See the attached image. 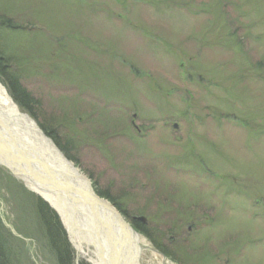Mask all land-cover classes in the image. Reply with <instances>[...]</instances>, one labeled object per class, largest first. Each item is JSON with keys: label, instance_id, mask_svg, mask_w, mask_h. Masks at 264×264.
<instances>
[{"label": "rangeland", "instance_id": "obj_1", "mask_svg": "<svg viewBox=\"0 0 264 264\" xmlns=\"http://www.w3.org/2000/svg\"><path fill=\"white\" fill-rule=\"evenodd\" d=\"M0 53L151 248L134 220L182 264H264V0H0ZM0 185L14 262L57 264L36 202L56 210L2 162Z\"/></svg>", "mask_w": 264, "mask_h": 264}, {"label": "bare ground", "instance_id": "obj_2", "mask_svg": "<svg viewBox=\"0 0 264 264\" xmlns=\"http://www.w3.org/2000/svg\"><path fill=\"white\" fill-rule=\"evenodd\" d=\"M18 109L17 102H14L9 91L6 90L0 82V111L5 116V122L1 121L3 114L0 113V162L3 163L4 161L10 168H14L15 171L19 170L23 173L27 185L32 190H35L43 199L49 202L52 208L56 210L58 216L63 222L60 226H62V228L64 227L68 234V238H70L73 246L77 249V254L84 258L89 264H141L143 256L147 258L148 264L160 263L159 259L162 258V256L151 250L147 240L143 236L134 235L130 232L128 226L123 225V223L128 224L124 220H121L123 227L118 231V236L112 244L113 252L110 254L106 252L108 251L107 249H98L99 245L96 241H98L100 237L95 238L92 236L91 233L93 232L90 229L87 231L89 220L81 213L83 212L81 210V207L83 206L85 208L88 206L90 208H98L97 206H99H95L94 201H88L91 194L87 192V189L86 194L88 193L87 195L89 197L85 200L86 202L79 198H77L76 202L74 199L73 204L76 205L77 208L74 214L75 217H73L68 211L63 212L64 207L57 203L58 196L61 197L62 195L58 194L57 196L59 188L58 185L52 183L53 180H65L67 178L66 174H68L74 180L76 179L85 182L84 175L79 172L78 168L74 166L73 163L68 159H65L64 154L60 153L55 143L48 139L37 125L34 126L33 122H31L28 117H24L23 115L17 117L18 113L21 112ZM37 127L39 129L38 131L36 130ZM16 128L19 129L17 130L19 133L13 130H16ZM21 137L26 138L25 141L27 143H32L36 147L44 145L45 141L49 142L50 145L54 144V146L49 147L51 153H53V157L48 156L47 162L48 159L50 160L51 158L52 164L55 161L56 168L52 169L53 165L48 166L45 163L44 165L41 164L36 160L39 156H34L35 154H29L26 151L23 153L18 147H16L15 140ZM26 153L27 155H25ZM24 165L27 166L29 173H26V171L23 170L25 168ZM36 169L41 171L43 169L51 171L54 176H51L49 180H46L44 179V175ZM61 171L66 172V174H63ZM85 183L88 182L86 181ZM93 213L94 211L91 210V212H87V215H92ZM100 240L103 242L104 246L107 247L106 242L103 239ZM117 242L118 247L115 250ZM162 260L161 263L163 262Z\"/></svg>", "mask_w": 264, "mask_h": 264}, {"label": "water", "instance_id": "obj_3", "mask_svg": "<svg viewBox=\"0 0 264 264\" xmlns=\"http://www.w3.org/2000/svg\"><path fill=\"white\" fill-rule=\"evenodd\" d=\"M1 113V111H0ZM3 114V113H1ZM24 116V117H28L25 113L23 112H19L18 116ZM28 119L33 122V120L31 118L28 117ZM3 122H5V116L3 114V118L2 120ZM34 126L36 125L35 122H33ZM35 129V128H34ZM15 132L19 133V129L16 128L13 129ZM37 131L39 130L38 127L36 129ZM36 130H34L36 133H38ZM41 132V131H40ZM42 134V133H41ZM26 138H19L16 141V147H18L23 153L26 151L27 153L31 154H35L34 156H39L36 160L39 161L41 164L44 165L47 164L49 165H53L52 169L56 168L55 167V161L52 164V160L50 158V160L48 159L47 162V157H53V153H51V150L49 149L50 146H54V144L50 145L49 142L45 141L44 145L38 146L36 147L34 144H29L25 141ZM28 140V139H27ZM20 151V152H21ZM46 151V152H45ZM27 153L25 155H27ZM61 153V152H60ZM65 156V155H64ZM65 159H67L65 157ZM25 162V161H24ZM4 164H6L3 161ZM8 165V164H6ZM24 171H26V173H29V170L27 168L26 165H24ZM39 172L42 173V175H44V179L49 180L51 178V176H54V174H52L51 171H46L45 169H43L42 171L39 169H36ZM63 174L66 172L61 171ZM46 173V174H43ZM67 178L65 180H57L54 179L53 180V184L54 185H58L59 191L57 193L61 194L62 196L59 197L57 199V203L64 207L63 212L64 211H68L70 212V214L74 216L75 214V210H77L76 205L73 204L74 199L77 202V198H79L82 201H85L88 199V193L91 194V197L88 199L91 201H94V205L97 206L98 208H90L89 206L87 208H85L84 206L81 207V210L83 212L82 215L84 217H87V219L89 220V227L87 229V231L90 229L93 233L92 236H94L95 238H99L103 239L106 244L107 247L104 246L103 242L99 239L98 241H96L98 243V249L103 250V249H107L108 253H112V244L115 241L116 237L118 236L117 233L118 231L123 227V225H127L128 229L130 230V232H132L134 235H136V232L134 231V229L132 227H130L128 224L123 223L121 220H124L123 217L121 215H119L117 213V211L115 210V208L113 207L112 204H110V202L106 201L105 199L99 197L98 195L95 194V192L93 191V188L91 186V183L89 182V180L87 179V177L84 176L85 182L87 181L88 183L82 182L80 180H74L70 175L66 174ZM86 189H87V194H86ZM93 197V198H92ZM86 202V201H85ZM81 204V203H80ZM82 205V204H81ZM80 210V209H79ZM91 210L94 211V213L92 215H87V212H91ZM61 215V214H60ZM125 221V220H124ZM126 222V221H125ZM93 237V238H94ZM115 250L118 247V242L115 245ZM114 250V251H115Z\"/></svg>", "mask_w": 264, "mask_h": 264}, {"label": "trees", "instance_id": "obj_4", "mask_svg": "<svg viewBox=\"0 0 264 264\" xmlns=\"http://www.w3.org/2000/svg\"><path fill=\"white\" fill-rule=\"evenodd\" d=\"M10 64L7 59L0 53V81L5 84L8 91H10V94L13 96L14 100L19 102L21 104V107L27 110L29 112L30 110V98H28L27 93L23 85L21 86L19 84L18 75L17 77L13 75L10 70ZM42 129L47 132V135L50 136V138L54 139L55 142L59 143V137L56 132H54L53 128L46 129L44 125H41ZM65 153L68 155L70 160L76 161L75 159L71 157L69 154L67 148L64 147ZM77 162V161H76ZM96 194H99L100 196L109 199L112 204L116 206V208L119 206L113 197L109 195V193H106L105 191H102L98 188L95 189ZM36 207L39 213V217L41 218V222L43 224L44 232L47 233V239L49 242V245L51 249L54 252L55 258L57 260V264H75L74 259V252L73 249L70 248V244L68 242V239L65 238L63 228L60 226L58 217H56L52 210H50L43 202L37 200ZM118 210L122 209L121 207L117 208ZM121 211V210H120ZM123 212V211H122ZM1 221V220H0ZM133 224H135V228L144 231L143 234H145L152 244H154V240L150 237L148 233L145 232L144 224L138 223V221L134 220ZM1 225H0V264H17L14 262L13 257L10 255L11 253L8 251V247L3 241V235H2ZM154 246L161 251L163 254H166L170 257L171 254H169L165 249L161 248L160 246H157V244H154ZM173 258V257H172ZM177 260V259H174ZM179 264H182L180 261L177 260Z\"/></svg>", "mask_w": 264, "mask_h": 264}]
</instances>
